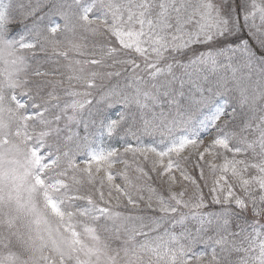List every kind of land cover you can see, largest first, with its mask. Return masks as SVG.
<instances>
[{
    "label": "snow or ice",
    "instance_id": "snow-or-ice-1",
    "mask_svg": "<svg viewBox=\"0 0 264 264\" xmlns=\"http://www.w3.org/2000/svg\"><path fill=\"white\" fill-rule=\"evenodd\" d=\"M0 264H264V0H0Z\"/></svg>",
    "mask_w": 264,
    "mask_h": 264
},
{
    "label": "rangeland",
    "instance_id": "rangeland-1",
    "mask_svg": "<svg viewBox=\"0 0 264 264\" xmlns=\"http://www.w3.org/2000/svg\"><path fill=\"white\" fill-rule=\"evenodd\" d=\"M105 82H107V81H105ZM100 146H101V145H100ZM93 147H94V149H95V148L97 147V145H94Z\"/></svg>",
    "mask_w": 264,
    "mask_h": 264
},
{
    "label": "trees",
    "instance_id": "trees-1",
    "mask_svg": "<svg viewBox=\"0 0 264 264\" xmlns=\"http://www.w3.org/2000/svg\"><path fill=\"white\" fill-rule=\"evenodd\" d=\"M204 191H205V194H207V189H205Z\"/></svg>",
    "mask_w": 264,
    "mask_h": 264
}]
</instances>
